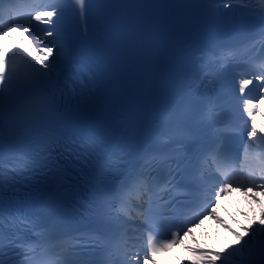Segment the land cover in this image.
Wrapping results in <instances>:
<instances>
[{
	"label": "snow or ice",
	"instance_id": "6c2138e0",
	"mask_svg": "<svg viewBox=\"0 0 264 264\" xmlns=\"http://www.w3.org/2000/svg\"><path fill=\"white\" fill-rule=\"evenodd\" d=\"M4 2L0 0V5ZM7 2L14 4L17 0ZM221 4L223 9L231 11L232 5L227 0H36L25 11L13 12L7 28L0 29V264H8V253L19 256L34 247L28 237L41 226L37 216L22 211L20 205L6 203L5 186L15 188L23 184L28 187L32 181L39 182L59 167L57 156L73 162L81 173L90 166L94 172L88 183L96 204L94 207L89 205L86 210L99 217L104 230L76 236L77 247L96 246L105 237L119 231L123 227V213L128 210L130 193L142 190L146 199L142 198L136 204L140 228L143 229L139 239L146 241V244L141 243L142 264H149V260L155 264L153 258L157 252L178 245L182 236L192 232V226L203 222L205 215L214 216L221 196L229 188L264 194V135L254 123L257 119L254 110L258 108L259 100H264V94L257 101L243 100V112L248 120L237 132L239 144L235 150L226 147L218 133L212 144H193L169 152H145L138 161L126 156L100 157L97 153L102 144L93 139L89 124L97 89L102 87L93 72L90 73L91 86L82 90L78 97L74 92L75 107H69L59 115L52 105L48 106L53 130L45 147L24 154L9 142L6 103L12 96L14 84L23 81L33 90L47 89L55 87L59 78L73 66L77 71L88 70L99 60L97 51L84 43L89 33H105L112 45L105 51L118 58L125 45L163 19L158 12L170 14L191 8L217 12ZM261 19L264 20V14ZM14 33L29 39L38 54L34 56L31 51L26 52L19 43L9 44ZM261 35L264 36V29ZM255 80L264 83V74L256 75ZM252 83V79L239 80L240 94L243 95ZM156 91L158 101L176 121L173 135L179 134L182 124L188 120L213 123L207 120L206 112L200 107L199 86L189 92L187 98L180 94L183 86L179 81L159 85ZM261 91L264 92V88ZM192 154L214 157L215 170L195 176L202 165ZM101 160L106 163L97 166ZM108 171L122 177L118 188L113 189L107 182ZM250 199L259 202L255 194ZM80 206L85 208L84 204ZM194 212L197 214L193 219L185 223ZM243 231L244 235L239 236L236 244L229 245L223 252L216 251L213 253L215 259L206 260L204 264H241V259L243 264H264V211ZM140 256L141 252H138L133 257L137 264H141ZM18 264L26 262L19 261ZM43 264L62 262L48 259Z\"/></svg>",
	"mask_w": 264,
	"mask_h": 264
},
{
	"label": "bare ground",
	"instance_id": "6f19581e",
	"mask_svg": "<svg viewBox=\"0 0 264 264\" xmlns=\"http://www.w3.org/2000/svg\"><path fill=\"white\" fill-rule=\"evenodd\" d=\"M8 43H19L29 49L34 56L38 54L31 41L20 34L14 33ZM262 88H264V83ZM262 94L264 92L260 90V95ZM255 111L257 119L254 123L262 134L264 132V100H259ZM253 194L256 195L258 203L250 199ZM261 211H264V194L252 193L251 190L244 193L232 189L221 196L214 216L205 215L203 222H198L196 227L199 228V233L196 234L193 231L185 235L181 242L162 259L168 264H204L206 260H214L213 253L223 252L229 245L236 244L239 236L244 235L243 229L254 217L258 220ZM142 259L143 256L140 257L141 264ZM153 259L155 264H167L159 262L158 258ZM132 264H137V260L132 259ZM149 264H152V260H149ZM241 264H243V259H241Z\"/></svg>",
	"mask_w": 264,
	"mask_h": 264
}]
</instances>
